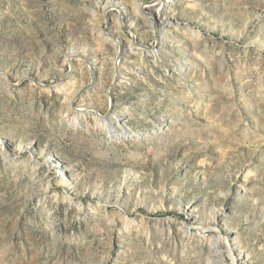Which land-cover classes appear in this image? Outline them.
<instances>
[{"label":"rangeland","instance_id":"rangeland-1","mask_svg":"<svg viewBox=\"0 0 264 264\" xmlns=\"http://www.w3.org/2000/svg\"><path fill=\"white\" fill-rule=\"evenodd\" d=\"M154 1L0 0V264H264V0Z\"/></svg>","mask_w":264,"mask_h":264},{"label":"bare ground","instance_id":"bare-ground-1","mask_svg":"<svg viewBox=\"0 0 264 264\" xmlns=\"http://www.w3.org/2000/svg\"><path fill=\"white\" fill-rule=\"evenodd\" d=\"M175 0H155L153 3L148 4L146 6L147 9L151 10V11H155L157 12L158 15L161 16V11H165L167 10L170 5L174 2ZM163 15V14H162ZM167 21H163L160 23V25L165 24ZM155 31L158 33L159 36V43H161L163 41V33H162V28L161 26L155 24L154 25ZM128 114L126 115V117L131 116V112L130 109H128ZM114 115L111 117V120L113 122H115L114 120ZM117 118V117H116ZM77 120V119H76ZM96 120L97 123L100 126H103L106 132H110V125H112L113 122H108L106 119L96 116ZM75 123H79V121H74ZM117 123H119L118 119L116 120ZM121 130V134H123L124 136H130V133L127 131V128L125 126H121L120 127ZM69 180V179H68ZM188 229V228H187ZM199 232H204V234L206 235V237H211L212 234L216 235V239H218V244L217 242L212 243V245L216 246H227L228 250H229V254L230 256L233 258V264H237L238 260L234 257V253L236 251H238L241 248L240 243L237 241V239H233L231 242L227 239V238H223L221 236V232L215 227H208L206 228V230L203 231V229H199ZM208 231H210V233H208ZM188 232V231H187Z\"/></svg>","mask_w":264,"mask_h":264}]
</instances>
